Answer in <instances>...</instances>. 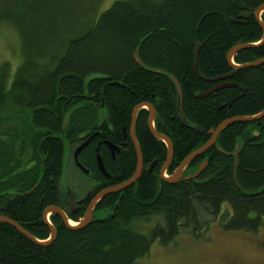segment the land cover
<instances>
[{"label": "trees", "instance_id": "trees-1", "mask_svg": "<svg viewBox=\"0 0 264 264\" xmlns=\"http://www.w3.org/2000/svg\"><path fill=\"white\" fill-rule=\"evenodd\" d=\"M51 4L0 0V24L16 31L22 53L12 76L10 64H0V216L39 241L50 235L42 213L58 206L63 191L59 182L66 143L76 145L97 133L79 157L90 173L86 190L99 184L95 193L122 184L135 172L129 128L139 104L155 108L154 128L172 143L168 176L210 139L209 130L264 109V65L234 71L226 60L236 45L262 40L254 13L264 0H117L101 13L95 4L91 24L56 52L60 35L74 30L75 23L68 21L54 48L50 44L37 50L39 22L48 16ZM260 18L264 23V12ZM263 58L264 44L241 50L232 61L239 66ZM195 61L202 78L195 72ZM231 72L226 81H208ZM173 79L182 90L183 117L202 133L185 127L178 117ZM224 82L236 87L204 96ZM148 117L142 109L135 123L143 172L132 186L97 203L93 216L103 217L72 231L59 217L49 216L57 235L45 247L0 223V264H139L154 243L174 245L182 229L198 240L214 223L223 232L252 234L264 226V118L226 127L216 140L226 155L212 146L183 172L193 174L207 160L196 179L167 184L159 179L167 149L151 135ZM98 142L110 180L96 167ZM103 142L119 146L114 159ZM236 143L242 149L235 167V158L228 154L235 152ZM85 210L67 218L78 222ZM153 216H161L162 225L145 234L138 225H147ZM205 217L211 220L201 221Z\"/></svg>", "mask_w": 264, "mask_h": 264}, {"label": "rangeland", "instance_id": "rangeland-1", "mask_svg": "<svg viewBox=\"0 0 264 264\" xmlns=\"http://www.w3.org/2000/svg\"><path fill=\"white\" fill-rule=\"evenodd\" d=\"M52 0L49 13L41 17L39 22V34L41 37L37 50L45 49L50 44L54 48L56 38L66 30L67 23L74 22L73 32H64L60 35V46L72 37L81 34L92 22L94 5L98 13L107 10L117 0ZM93 8H92V7ZM71 19V21H70ZM70 29V28H69ZM70 33V34H68ZM44 42V43H41ZM36 48V47H35ZM36 50V54L38 51ZM22 61L20 39L16 31L6 24H0V64H10V76ZM19 124V122H14ZM75 145H65L64 171L60 179V185L66 186L72 191L85 193L88 182L79 176L73 167L71 153ZM225 207V206H224ZM95 217L99 220L103 214L97 213ZM210 221V217L201 218V221ZM162 225L161 216H153L147 225H138L145 234H148L156 225ZM139 264H264V226L258 232H223L216 223L211 224L202 237L195 240L190 230H180L174 241V245L165 248L154 243L149 255Z\"/></svg>", "mask_w": 264, "mask_h": 264}, {"label": "water", "instance_id": "water-1", "mask_svg": "<svg viewBox=\"0 0 264 264\" xmlns=\"http://www.w3.org/2000/svg\"><path fill=\"white\" fill-rule=\"evenodd\" d=\"M264 11V5L260 6L256 12L254 13V17L258 23V25L260 26L262 32H263V36H262V40L257 43V44H248V45H236L235 47H233L227 54V62L230 64V66L233 68L234 71L240 70V69H245V68H253V67H257L260 65H264V58L260 59L256 62L253 63H248V64H243V65H234L232 58L234 55H236L238 52H240L241 50H245L248 48H253V47H257L259 45H263L264 44V23L260 20V14ZM199 47L196 46V52H198ZM134 59L136 61L137 64H141L140 60L138 59V57L135 55ZM194 69L195 72L197 73V75L202 78L200 76V74L198 73V68H197V62L195 61L194 63ZM234 72L229 73L228 75L225 76H221L218 78H215L213 80H208L209 82H217V81H226L227 79H229ZM173 83L175 85L176 88V111H177V115L178 117L181 119L182 124L187 127L190 128L196 132L202 133L203 131L200 130L197 127H193L190 126L189 123L185 120V118L183 117V110H182V102H183V96H182V90L179 86V84L176 82L175 79H173ZM224 87H236L235 84L229 83V82H224L223 84L217 85L216 87H214L213 89H211L208 93H205L204 96L209 95L221 88ZM146 110L149 114L148 117V128L149 131L151 133V135L156 138L157 140L161 141L162 143H164L166 149H167V155H166V159L164 164L162 165L160 171H159V179L162 182H165L167 184H175L178 183L179 181H189L191 179H196L202 172V170L204 168L207 167V160H204L197 168V170L190 175H186L183 176V172L185 170V168L189 165V163L191 161H193L195 158L199 157L200 155L204 154L208 149H210L212 146H216V140L217 137L219 136V134L229 125L234 124V123H250V122H255V121H260L262 118H264V109L262 110V112H260L258 115L256 116H252V117H235V118H230L227 119L225 121H223L221 124H219L217 126V128L215 129H211L208 131V134L210 135V139L200 148H198L197 150L189 153L184 159L183 161L180 163V165L175 169V171L170 175V176H166V171L168 166L171 163L172 157H173V146L172 143L170 142V140L158 133L155 128H154V121L157 118V113L156 110L153 106L149 105V104H139L138 106H136L132 112V118H131V124H130V128H129V138L130 141L132 142L134 149H135V153H136V169L134 174L132 175V177L130 179H128L127 181L123 182L122 184L109 188V189H105L101 192H99L96 197L92 200V202L89 204L85 215L83 217V219L79 222V224L74 225V226H70V221L68 220L67 216L64 214V212L57 206H51L48 207L44 210L43 212V216H42V220L43 223L49 228L50 231V235L49 238L45 241H39L36 238H34L32 235H30L29 233H27L25 230H23L17 223L9 220L8 218L4 217V216H0V223L6 224L11 226L12 228H14L17 232H19L20 234H22L24 237H26L28 240H30L31 242H33L34 244H37L39 246L45 247L50 245L51 243L54 242L55 238H56V229L55 227L50 223L48 216L49 215H56L58 216L61 221L63 222V224L65 225L66 228H68L69 230L75 231V230H80L83 229L85 227H87L94 219H93V209L94 206L96 205V203L101 200L103 197L107 196V195H111V194H115V193H119L124 191L125 189L129 188L130 186H132L135 182L138 181V179L140 178L144 166H143V159H142V153L140 151V147L138 145V142L136 140L135 137V123H136V116L137 113L140 110ZM124 132V137L126 138L127 133L125 131V129L123 130ZM97 136V133L92 134L86 141H84L82 144H80L79 146H77L73 152V160L76 163V165L80 168V170H82L84 173H87V171H85L82 167V165L79 163L78 159H79V155L81 154V152L86 149L90 143L93 141V139ZM256 136H258V134H256ZM103 144L108 148L111 157L114 159L115 155L119 152V148L115 145H113L110 142H103ZM101 143L98 142L97 146L95 148V152H96V157H95V161H96V166L97 169L99 171V173L105 178V179H110L109 174L106 172V170L104 169L103 166V162L102 159L100 157L99 154V147H100ZM216 148L223 154H225L222 150L219 149L218 146H216ZM242 147L240 146L239 143H236L235 145V152L228 154V156L235 158L234 159V164L235 167L237 166V159L236 157L238 156L239 152L241 151ZM226 155V154H225ZM154 164H152L147 172L151 171V169L153 168ZM122 200V196H120L118 203L116 204L115 208H114V212L117 210L119 203Z\"/></svg>", "mask_w": 264, "mask_h": 264}, {"label": "flooded vegetation", "instance_id": "flooded-vegetation-1", "mask_svg": "<svg viewBox=\"0 0 264 264\" xmlns=\"http://www.w3.org/2000/svg\"><path fill=\"white\" fill-rule=\"evenodd\" d=\"M90 137V136H89ZM88 137V138H89ZM87 138V139H88ZM95 139V138H94ZM93 139V140H94ZM124 140H126V138H124ZM86 141V140H85ZM84 142V141H83ZM83 142H81V143H77L76 145H75V148L77 147V146H79L80 144H82ZM72 146H74V145H72ZM72 146H70V147H72ZM118 148H119V146H117ZM121 148V147H120ZM75 150V149H74ZM74 152V151H73ZM119 153V152H118ZM117 153V154H118ZM71 159H72V163H73V167L75 168V170H76V172L79 174V176L80 177H82V178H84V179H86L87 180V182H88V179H89V170H87V169H85L83 166V169L85 170V171H87V173H84L82 170H80V168L76 165V163L74 162V160H73V154L71 153ZM79 157H80V155H79ZM78 161H79V159H78ZM80 163V162H79ZM81 164V163H80ZM106 180H110V179H106ZM97 186H99V184H94V185H92L89 189H87L86 190V192L83 194V193H79V192H75V191H72L71 189H69L67 186H66V184L63 186H61V188H62V193H61V196L59 195V197H58V199H59V201H58V206L57 207H62V211L64 212V214L67 216V215H71V214H76V213H78L79 212V210L81 209V208H85L86 210H87V208H88V206H89V204L92 202V200L96 197V195L99 193V192H101V191H103V190H105V189H109V188H105V189H102V190H100L99 192H95V193H93V188L94 187H97ZM110 188H112V187H110ZM119 193H121V192H119ZM107 196H109V195H107ZM74 197V198H73ZM106 197V196H105ZM69 198H72V200L73 201H69ZM104 198V197H103ZM102 198V199H103ZM101 199V200H102ZM101 200H99V201H101ZM99 201L97 202V203H99ZM97 203H96V205H97ZM96 205L94 206V209H95V207H96ZM51 207V206H50ZM48 208V207H47ZM94 209H93V211H94ZM86 210H85V212H86ZM44 212V211H43ZM84 215H85V213H84ZM42 216H43V213H42ZM51 216V215H50ZM53 216H56V215H53ZM93 216V215H92ZM58 217V216H57ZM68 217V216H67ZM84 217V216H83ZM83 217L78 221V222H80L82 219H83ZM95 216H93V218H94Z\"/></svg>", "mask_w": 264, "mask_h": 264}, {"label": "bare ground", "instance_id": "bare-ground-1", "mask_svg": "<svg viewBox=\"0 0 264 264\" xmlns=\"http://www.w3.org/2000/svg\"><path fill=\"white\" fill-rule=\"evenodd\" d=\"M255 12H256V11H255ZM263 12H264V11H263ZM263 12H262V13H263ZM262 13H261V14H262ZM261 14H260V16H261ZM260 20H261V18H260ZM226 58H227V56H226ZM226 60H227V59H226ZM209 136H210V135H209ZM143 166H144V165H143ZM148 173H149V172H148ZM135 183H136V182H135ZM70 226H74V222L70 221Z\"/></svg>", "mask_w": 264, "mask_h": 264}]
</instances>
